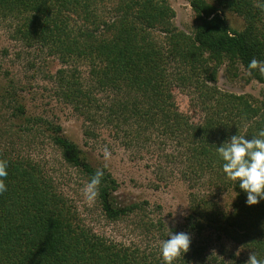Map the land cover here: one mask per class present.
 Instances as JSON below:
<instances>
[{"label": "trees", "instance_id": "16d2710c", "mask_svg": "<svg viewBox=\"0 0 264 264\" xmlns=\"http://www.w3.org/2000/svg\"><path fill=\"white\" fill-rule=\"evenodd\" d=\"M188 1L197 21L193 33L176 26L170 0H0V26L8 21L15 40L39 43L60 61L50 74L54 95L83 118L87 138H97L102 123L130 144H171L169 157L181 160L191 185L207 184L190 191L184 224L167 230L146 212L148 200H119L117 178L65 134L53 113H29L23 97L0 91L3 108H11V117L0 111V160L8 164L0 264H164L159 244L170 231L191 236L189 250L173 264H246L252 252L264 260V200L247 205L216 152L233 135L251 139L264 129V99L217 84L223 64L248 71L252 59L264 61V0ZM230 15L245 26H233ZM249 75L264 84V74ZM175 86L203 111L201 122L179 109ZM12 117L22 120L19 128ZM42 137L87 183L103 169L99 208L109 221L126 223L130 241L88 225L63 191L59 167L27 154ZM227 190L234 197L229 209L213 194ZM227 242L240 246V255L212 248Z\"/></svg>", "mask_w": 264, "mask_h": 264}, {"label": "rangeland", "instance_id": "374dc122", "mask_svg": "<svg viewBox=\"0 0 264 264\" xmlns=\"http://www.w3.org/2000/svg\"><path fill=\"white\" fill-rule=\"evenodd\" d=\"M170 2L176 11L174 17L176 26L183 31L193 33L197 21L189 1L170 0ZM230 19L237 28L242 29L245 26L240 16L230 15ZM8 23V21L4 22L0 26V91L12 89L15 95L23 97L29 113L48 112L51 115L53 113L54 119L62 124L65 134L89 149L95 163L108 167L117 178L119 186L116 193L122 203L148 200L146 212L151 217L162 219L167 230L181 227L189 212L190 191L205 187L207 184L204 180L195 181L196 186L191 185L192 181L185 178L181 171V160L169 157L174 151L171 144L168 146L158 145L156 142H154L156 145L130 144L126 142L127 138L116 135L112 127L104 126L102 123L96 124L97 138H87L83 133V118L70 107L59 103L54 95L50 74L61 66L58 58L39 43L28 44L22 40H15ZM217 84L223 90L250 93L259 99H264V84L251 78L242 65H237L229 71L228 66L223 64L218 73ZM173 92L179 109L192 121L201 122L204 113L191 105L187 89L175 86ZM5 105L0 101L1 114L11 117V108L6 110L3 108ZM9 122L11 125L14 124V129H17L22 120L12 117ZM105 147L110 153L108 157L104 155ZM27 154H32L36 159H51L54 165L59 167L61 187L78 207L88 225L109 237L123 241L131 240L133 236L129 228H124L125 222L115 223L105 217L99 208L97 196L94 201H87L84 198L83 188L87 181L77 169L61 161L60 153L55 146L42 137L38 143L30 147ZM213 194L226 209L231 207L234 197L230 190L221 193L215 191ZM212 248L220 254L222 249L226 248L228 252L237 249L235 252L238 255L242 250L240 246L238 248L230 242L225 243V247L221 244H213ZM225 258L229 259L228 256Z\"/></svg>", "mask_w": 264, "mask_h": 264}, {"label": "clouds", "instance_id": "9594fccd", "mask_svg": "<svg viewBox=\"0 0 264 264\" xmlns=\"http://www.w3.org/2000/svg\"><path fill=\"white\" fill-rule=\"evenodd\" d=\"M253 70L264 74V61L252 59L248 65L249 74ZM216 152L223 161L222 170L226 178L236 181L246 194V204L252 206L264 200V129H260L258 135L251 139L233 135L216 147ZM104 155H110L107 147ZM103 176V169H97L84 186L83 196L87 201L95 200ZM7 177L8 164L0 160V197L6 195ZM190 243L191 236L188 233L170 231L168 238L161 240L159 244V253L164 264H173L174 260L189 250ZM246 264H264V260L258 259L252 252Z\"/></svg>", "mask_w": 264, "mask_h": 264}]
</instances>
